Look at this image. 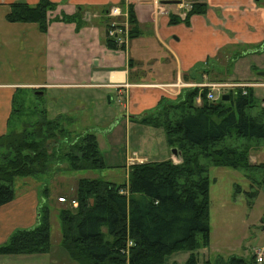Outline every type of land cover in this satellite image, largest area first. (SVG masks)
Masks as SVG:
<instances>
[{
	"label": "trees",
	"instance_id": "16d2710c",
	"mask_svg": "<svg viewBox=\"0 0 264 264\" xmlns=\"http://www.w3.org/2000/svg\"><path fill=\"white\" fill-rule=\"evenodd\" d=\"M55 7L50 0H39L34 5L15 1L9 4L6 20L34 22L45 32L48 12ZM206 8L204 0H197L184 18L170 14L169 24L188 25L191 15L203 14ZM107 10L104 7L101 12L105 32L111 20ZM56 20L75 22L76 30L86 23L82 9ZM128 26L132 39L139 33L133 4L128 6ZM104 42L112 49L124 48L107 35ZM240 56L241 52L235 53L229 63ZM209 61L197 65L194 71ZM245 88L229 91V99L223 101L220 97L207 99V87L187 86L175 98L162 97L150 110L132 116L136 123L162 128L168 146L178 150L180 160L130 164L124 183L78 178L70 199L77 205L58 210L59 245L67 256L78 264H165L167 255L184 250L189 252L186 264H196L194 251L207 247L210 240L209 166L240 169L251 186L254 182L249 172H258L260 180L254 179L258 189L247 192L249 197L264 188V161H250L251 149L259 143L264 145V106L255 97L253 87ZM20 107L23 103L15 94L8 129L0 135V206L14 198L17 177H37L51 171L55 163L66 162L67 170L106 167L96 135L75 134L68 127L71 116L57 114L49 118L46 108L33 107L18 129L16 121L23 111ZM49 216V207H40L33 226L15 229L0 244V255L49 252ZM255 263L254 256L246 260L231 255L226 260L218 257L203 264Z\"/></svg>",
	"mask_w": 264,
	"mask_h": 264
},
{
	"label": "crops",
	"instance_id": "0c3cea01",
	"mask_svg": "<svg viewBox=\"0 0 264 264\" xmlns=\"http://www.w3.org/2000/svg\"><path fill=\"white\" fill-rule=\"evenodd\" d=\"M15 1L20 0H0V135L8 129L12 99L19 90L58 95L108 92L121 104V120L127 127L136 123L132 116L150 110L162 97L175 98L184 84L211 82L209 75L223 72L220 57L227 51L232 50V56L239 52L237 48L242 55L264 52V0H204L205 13L191 15L188 25L169 24L172 7L158 8L147 0H50L56 7L48 12L45 32L34 22L6 20L9 4ZM21 1L34 5L39 0ZM129 4H133L139 33L128 39L126 47L109 48L104 42L102 9L117 5L128 10ZM79 9L86 23L78 30L75 22L56 20ZM207 59L211 61L194 71ZM257 70L264 71V61ZM260 78L255 73V77L233 81L264 82ZM257 87L261 86L253 89ZM172 155L166 159L179 162L178 155ZM144 160L149 159L144 156ZM37 203L38 190L29 188L0 206V244L15 229L35 224ZM35 255L45 253L11 258L27 262ZM260 263L264 264V258Z\"/></svg>",
	"mask_w": 264,
	"mask_h": 264
},
{
	"label": "rangeland",
	"instance_id": "374dc122",
	"mask_svg": "<svg viewBox=\"0 0 264 264\" xmlns=\"http://www.w3.org/2000/svg\"><path fill=\"white\" fill-rule=\"evenodd\" d=\"M236 50L242 51L241 48ZM231 53L232 50H229L220 57L225 74L222 70L220 73L213 72L207 80L218 82L220 79L224 82H234L233 80L255 77V73L259 71L257 68L260 66V61H264V52H253L242 55L229 64ZM260 79L264 81V77ZM178 84L180 86L181 83ZM183 87L187 85L184 84ZM221 92L228 93L229 89H220L214 93L218 97L221 96ZM254 94L261 103L264 100V87L255 88ZM53 96L57 99L51 98ZM74 97L77 98L76 101ZM16 98L23 103V107H20L23 111L19 121H16V128L21 129L23 121L30 117V108L48 109L49 118L54 117L56 113L64 112L73 118L68 127L75 134L90 132L96 135L106 167L93 170H67L64 168L67 163L62 161L53 164L51 171L37 177H17L13 185L16 194L29 188L38 190L37 216L40 207L48 206L50 209L51 250L45 255H35V258L27 261L28 263L14 260L16 258H11L13 255H0V264H78L71 260L59 245L58 218L60 208L73 206L70 199L75 194L77 179L97 177L115 183H124L127 180L126 152L128 155L137 153L139 159L144 160L145 156L151 161H159L166 159L172 148L168 146L162 128L140 123H132L131 126L126 127L119 111L121 104L108 92L101 91L95 94L91 90H82L75 93L67 91L58 95V93L39 94L33 90H19ZM263 151L264 145L259 143L257 147L251 149L250 156L255 154V162H262ZM173 157L175 156L172 155ZM249 176L253 177L251 179L254 182L253 186L245 176V172L240 169L209 166L210 240L207 247L194 251L196 264L213 262L218 257L226 260L231 255L251 260L256 252L264 247V188L254 197H249L247 192L258 189L254 179L260 180L261 175L252 171L249 172ZM60 197H64V201L58 200ZM188 256V251H176L166 256L165 264H186Z\"/></svg>",
	"mask_w": 264,
	"mask_h": 264
},
{
	"label": "built area",
	"instance_id": "2783aa9c",
	"mask_svg": "<svg viewBox=\"0 0 264 264\" xmlns=\"http://www.w3.org/2000/svg\"><path fill=\"white\" fill-rule=\"evenodd\" d=\"M151 2L156 7L170 6L172 7V13L179 16L180 18H184L186 16L187 11H189L195 1L197 0H147ZM167 1H174V3H167ZM106 16L110 18V22L108 24V29L106 31L107 37L113 39L117 46L126 47L129 39V26H128V10L122 9V7L117 5H112L108 8ZM194 86L198 87H207V99L216 100L220 96L215 95V91L220 89H229L235 90L236 88L245 87H255V86H264V82H206L201 84H195ZM223 94V92H221ZM220 95V94H219ZM197 102H200V97L196 98ZM262 106H264V100L262 101ZM144 160L137 153L133 152L132 155L127 156L128 165L133 164L135 162H143ZM58 200L64 201V198H59ZM73 206H76V201H71ZM264 258V247L260 248L255 254V261L262 262Z\"/></svg>",
	"mask_w": 264,
	"mask_h": 264
},
{
	"label": "water",
	"instance_id": "95a60500",
	"mask_svg": "<svg viewBox=\"0 0 264 264\" xmlns=\"http://www.w3.org/2000/svg\"><path fill=\"white\" fill-rule=\"evenodd\" d=\"M167 3H174V1H167ZM256 75L257 76H260V77H264V71H257L256 72ZM39 93H41V92H39ZM220 98H221V100H223V101H226V100H228L229 99V95L227 94V93H224V94H222L221 96H220ZM171 152L174 154V155H179V152H178V150L176 149V148H172L171 149Z\"/></svg>",
	"mask_w": 264,
	"mask_h": 264
},
{
	"label": "bare ground",
	"instance_id": "6f19581e",
	"mask_svg": "<svg viewBox=\"0 0 264 264\" xmlns=\"http://www.w3.org/2000/svg\"><path fill=\"white\" fill-rule=\"evenodd\" d=\"M244 89H246V88H244Z\"/></svg>",
	"mask_w": 264,
	"mask_h": 264
}]
</instances>
